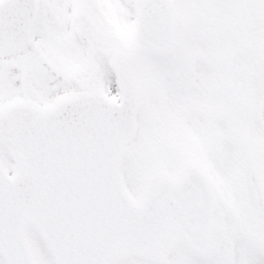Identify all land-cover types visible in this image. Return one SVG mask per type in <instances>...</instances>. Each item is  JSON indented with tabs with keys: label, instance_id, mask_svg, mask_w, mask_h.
<instances>
[{
	"label": "snow or ice",
	"instance_id": "6c2138e0",
	"mask_svg": "<svg viewBox=\"0 0 264 264\" xmlns=\"http://www.w3.org/2000/svg\"><path fill=\"white\" fill-rule=\"evenodd\" d=\"M0 264H264V0H0Z\"/></svg>",
	"mask_w": 264,
	"mask_h": 264
}]
</instances>
